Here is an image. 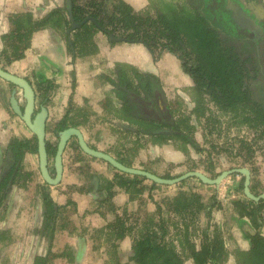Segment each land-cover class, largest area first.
Returning a JSON list of instances; mask_svg holds the SVG:
<instances>
[{
    "label": "flooded vegetation",
    "instance_id": "obj_1",
    "mask_svg": "<svg viewBox=\"0 0 264 264\" xmlns=\"http://www.w3.org/2000/svg\"><path fill=\"white\" fill-rule=\"evenodd\" d=\"M47 1L53 2L55 6L48 10V12L40 16H33V12L29 8V6L27 8H22L17 12L29 11L32 14L33 18L41 19L47 16L54 9L64 8V0H44V3L47 4ZM186 1H188L187 4H185L184 1L178 4L190 8L192 5L198 6L199 3V0ZM223 2H227V8L232 7L231 9H233L231 11L232 13L230 11L228 12L227 10L225 11L226 13L228 12L227 14L229 15V22L234 25V28L233 31L231 28L227 29V31H232L231 34H223L221 30L217 28L219 30L218 33L219 35H221L227 46L231 47L236 52H242L243 54H241V59L246 61L247 66L249 65L251 68H253V71L249 73L248 76H245V83L247 85V90H249L251 95L259 100L262 105L260 106V108H263L264 101L260 100V98H264V0H209L208 5L210 6V8L211 6H214L216 7V9H220L222 8ZM152 3L154 5V2H152V0H147V5L144 8L138 10L135 9L131 4L130 5L136 11H143L147 10L146 8L148 6L150 7ZM216 12H218V10L213 12V14L216 15ZM8 16L9 14L7 15V32L3 33L1 36L8 33L10 30ZM85 21H87L86 18L82 23H84ZM236 25L239 27H236ZM247 28L250 30H246ZM36 32H42V34L46 33L51 37V39L53 38L59 40L62 38L65 41L67 56L70 57L69 64L72 66H74L77 59L84 58L90 55H96L99 52L100 42L99 40L95 39V35L97 33H101L103 36H105L106 44L111 48L116 47L118 46V44L122 43L129 44L120 42V40H115L114 38L112 39L111 36L109 38L103 32L97 30L94 31L91 37V42V40L89 39V37L91 36L90 30L89 32H85V28H81L80 26L72 28V25H70L65 29L45 27L44 29ZM35 33H33V35ZM237 33H240V35L244 36V38H237V36L235 35ZM1 36L0 40L3 44V48L0 50V68L9 74L26 80L33 89L34 106L31 113V120L35 119L36 115L41 112L42 108L46 109L47 117L45 120V167L49 179H46L43 176L40 166V156L38 148L37 151L33 152L25 151L24 155L20 157V159L14 157L8 150L9 146L14 141L23 139H36L38 144V138L37 135L22 119V115H24L25 113L27 104V99L24 97L23 87L0 77V80L3 82L2 84H4L5 86L3 87L2 85L0 87V115L1 113L6 114L8 120L7 122L3 120L0 122V210H3V221L2 225L0 226V240L4 235L7 234L5 222L6 224H8V220H10L13 214L11 212L16 210L17 213V194L22 191L29 193L31 189L29 185L34 183L33 197L36 204L34 218L31 225V243H35L36 251H34L30 256V258L32 259L31 264H49L50 260L55 257L64 259L63 264H70L71 262H75V259H80L83 261L87 258V256H89L90 248L93 251L102 253V264H110L111 259L114 256L119 255L120 243L126 237L131 238V245L129 248L130 250L128 249V253L131 257L132 236L126 235L123 239L120 240L114 238L113 236L107 237L109 228H107L106 226L115 218V214H121V211L119 212V209L117 207H115L113 204L108 205V203L110 201H113L115 193H117L118 191L121 192V190L123 192L125 191L122 188L114 185L112 188H109L110 190L114 191V195L109 196V192L105 188H107L106 186L108 185V182L114 184L116 182V175H118L119 172L121 173L122 171L118 170L112 164L102 158L87 154L82 149L79 143V138L76 135H71L65 143L61 154V175L58 180L56 156L58 152L61 132L69 128H74L80 132L83 141L87 144V146H89V148L108 154L116 161L127 167L136 168L131 164L126 165L121 162V159H124V161L127 163L128 159L127 161L125 160V152L122 150L120 151L119 143L114 141L111 142V144H108L110 148L112 147L114 148V150L117 149V154H115L114 152L111 153L108 150L102 149L98 146V140L100 137L99 134L96 136V138L92 137L93 140H89V136L86 132L93 126V122H99L97 124L106 126L109 130L121 131L123 129H126L127 131H130L132 133L135 132V126L132 125L130 121L123 120L120 117L121 114H124L125 112L126 99L129 98L131 101H133V99L130 95V92L126 91L123 94L119 92V89L116 86L119 77L118 72L120 70L125 71L127 76H129L130 79L134 81V84L136 83V80L134 78L135 69L143 74H150L155 76L159 80L160 85L162 81L159 75L157 73L139 68L137 65L129 62L123 54L116 53L115 55L113 53L111 56V58H113V60L111 61V68L105 73H99L94 76L93 80L90 78L91 84L93 85V90L91 92H87L85 90L81 91L79 76L77 75L76 68L74 67H72L70 70H64L61 67L56 68L53 65H47L45 68L40 69L39 71L34 70L27 75H20L12 72L9 66L14 61L23 59L25 57V54L21 59H16L8 62L2 52L4 49L9 48V46L5 45V42L1 39ZM111 40L115 42L112 43ZM73 41L76 43L75 47L73 46ZM130 44L143 46L148 52L149 56L153 57V55L144 45L139 43ZM7 50V52L11 53V50ZM10 53L9 55H11ZM163 54L176 61V58L171 54ZM160 60L161 57H159L158 59H155L154 57L152 58V62L157 68H160ZM176 64L180 73H182V75L186 76L189 79L193 89V83L189 76L181 70L177 61ZM159 89L162 90L166 98H168L170 101H175L173 99L174 97H167L161 85ZM124 94L126 96L125 98ZM13 97L18 103L21 115L18 114L12 106ZM148 100L149 99H147V101ZM147 101L145 100V102H141V104H139L140 101L135 100V106H133V109L131 110L132 114L137 113L139 116L141 115L147 119V115H150L154 112L157 113L158 111H154L153 107H151L150 103H147ZM155 101H157L158 110L161 111L162 98L158 95L155 97ZM211 103L213 102L211 101ZM192 108L189 109L188 113L183 112V114H177V116L183 118L184 116L189 115ZM216 108L218 107L216 106ZM249 111V108L236 107L235 110L230 111L229 113L230 119L234 120L235 124L244 123V126L253 134V137L251 139H248L244 136L238 138L239 145L235 148V152H233L234 156L240 157L244 163L249 162L253 164V158L257 149H261V152L264 154V121L261 118L257 120V123H254L253 121L249 122L247 119H244V116L248 115ZM262 111H264V108L262 109ZM191 116V120H195V116ZM211 120L219 122L213 112L211 113ZM17 123H22L24 127L31 133V136H18L17 132L15 133L11 131L7 137L5 127H8L7 125H9L10 127L11 125L12 128V124L17 125ZM48 134L52 135V137H48ZM219 135L220 134H217V136ZM134 136L135 138H140L142 136L147 137L148 135L136 136L135 132ZM195 141L197 142L196 139ZM259 142L260 144H258ZM211 145L215 147L216 144L212 143ZM188 146L191 147L189 144L187 145V147ZM231 149L233 148L231 147ZM248 149L250 151H248ZM248 154H250L249 157ZM30 156L34 157L33 159L35 160V168L26 170L24 168V160H26V158L28 159V157ZM98 160L102 163H105L107 167H109L108 169L110 173L96 172V168H100V162ZM94 161H97L98 163L94 164ZM88 166L91 167L88 169ZM92 168L93 170H91ZM243 168L246 167H231L220 172L216 176V178L225 171L228 172L232 170H240ZM246 169L249 171V192L252 195H254L255 193L258 194V196L254 195L255 197H258V199L254 200L249 198L244 191V186L242 189L239 188L242 178H244L243 182L245 184V175L243 174V172H231L226 176L232 175L233 178L239 177V183L234 186L236 187L235 192H241L242 196L244 197L239 198L238 196H234V198H232L234 200L231 201L233 205H235L234 202L236 201H241L246 204L251 200L259 202V200L263 199L264 201V193H257L255 191L256 185L254 184L252 169ZM68 170L71 171L72 176L67 175ZM141 170L150 172L146 169ZM189 171L196 170H188L185 173ZM150 173L162 178L161 175H157L154 172ZM185 173L176 175L177 177L175 178H178ZM88 174L91 175L88 177ZM190 178L196 179L198 181L197 177H187L176 183L179 184L182 181ZM210 179H215V177ZM233 180L232 182H234ZM144 183L145 185H149L145 181ZM204 186H215V189H218V187H220L219 184L207 183H205ZM228 187L231 188L229 185ZM250 187H252V191ZM152 190H149V192L151 193ZM172 195L170 194L166 196ZM214 195L216 196V202L217 200H220L218 198L217 191ZM76 196H84L85 198H88L89 200H91V202L96 204V207L94 209L92 208L82 210V214H79L80 204L77 203L78 199ZM144 196L146 197L145 194ZM164 197H162L161 200ZM47 198H49L55 204V206L52 207L53 213H51L48 209ZM153 200L159 202L161 201L155 199ZM133 201L134 200H129L127 205L130 206V203H132ZM263 208L264 206L262 207V209ZM247 209L249 210L250 208H248L247 206ZM262 209L259 211L260 218L258 219L264 221V214L262 212ZM133 211H135V209H133ZM108 213H111V219L109 218ZM97 214L101 217V222H98L97 220L92 221V218L89 217L93 215L95 216ZM83 215H86L89 218L86 220L85 226H82L80 228L79 226H81V224H79V222L82 223V221L81 219L80 221H78L77 216L82 217ZM8 216L9 218L7 219ZM257 223L258 225H260L259 223L261 222H258L257 220ZM128 224L130 223L128 222ZM259 227L260 226H258L257 231L264 236V233L259 230ZM253 229V226L246 228L244 227V230L246 231H251ZM243 233L245 235V231H243ZM107 238H110V240L107 241ZM56 239L58 240L57 245L55 241ZM93 239L96 242L90 245L91 240L93 242ZM44 241L47 242V250L44 254H41V252H39V246ZM245 242V244L247 245L246 237ZM112 243L116 244V248L114 247L115 249L111 247ZM190 262L194 264L191 258Z\"/></svg>",
    "mask_w": 264,
    "mask_h": 264
},
{
    "label": "trees",
    "instance_id": "obj_2",
    "mask_svg": "<svg viewBox=\"0 0 264 264\" xmlns=\"http://www.w3.org/2000/svg\"><path fill=\"white\" fill-rule=\"evenodd\" d=\"M152 2L154 5L152 3L149 9L153 12L148 9L136 11L125 0H71L73 19L76 23H81L80 27L85 28V32L90 30V40L94 31L97 30L120 42L142 44L155 59L163 53H169L176 58L181 70L193 83L194 106L189 115L181 118L173 110L177 101H170L165 97L159 89V80L155 76L143 74L135 69L136 83L134 84L126 72L120 70L116 86L121 94L130 92L133 99V101L126 99L125 112L120 117L135 126L136 136L148 135L153 143H178L179 141L182 144V146L179 144V147L183 151H187L188 144L198 151V143L192 134L191 115H194L195 119L203 117L206 123L211 121V110L208 107L211 101L223 111H233L236 107L249 108V114L244 116V119L254 123L261 118L264 121V111H262L264 107L260 108L261 103L251 95L245 83V76H248L253 68L247 66L246 61L241 59L243 53L236 52L227 46L218 33L217 28L223 34H231L233 31L234 25L229 22L227 14L233 10L232 7L228 9L227 2H223L220 9L214 6L210 8L209 0H199L198 6L192 5L190 8L178 4L180 2L175 0H152ZM217 10L218 12L214 15L213 12ZM225 10L228 12L226 13ZM85 18L87 21L82 23ZM8 20L10 30L1 36L5 45L9 46L7 49L11 50V53L7 52V49L2 52L8 62L24 56L31 45L32 35L36 31L45 27L65 29L71 25L67 0H64L63 9H54L44 18L35 19L27 11L13 12L9 14ZM236 27L239 26L236 25ZM228 28L232 31H227ZM235 35L237 38H244L240 33ZM111 42L115 41L111 40ZM74 43L73 41L75 47L76 43ZM158 95L162 98L161 111L158 110L157 101H155ZM135 100L140 101L139 104L146 100L153 110L158 112L153 111L154 113L147 115V119L137 113L132 114ZM260 100L264 101V98ZM37 148L36 139H23L12 142L8 150L14 157L20 159L25 151L33 152L37 151ZM121 162L130 165L124 159H121ZM90 175L88 174V177ZM161 177L171 179L177 176ZM146 180L148 187L144 183ZM243 181L244 178L240 181V189L244 186ZM185 182L186 180L178 185L181 186ZM198 182L201 185L205 184L199 178ZM114 185L127 193L131 192L129 198L137 200L138 204L146 205L153 202L155 207L152 214L143 211V218L137 217L133 224H128L131 214L124 210L122 214H115V218L106 226L109 228L107 237L113 236L120 240L126 235L132 236L131 260L134 264H183L186 256L190 257L194 264H223L219 257L222 256L223 260L227 259L229 252L217 227L213 228L211 235L208 233L212 209L216 203L214 194L210 197L211 204L207 206L199 192L183 188H179L172 196L164 197L160 202L154 201L151 195H148L146 197L148 201H145L144 193L147 189L166 188L168 185L142 175L125 172H119L116 175L114 184L108 182L105 189L109 192V196L114 195V191L109 189ZM250 189L252 191V187ZM254 195L258 196L256 193ZM47 201L48 209L53 213L52 207L55 204L49 198ZM234 203L241 208L242 216L247 215L250 218L254 228L251 231L244 230L248 246L235 247L233 251L235 263L264 264V236L257 231L259 211L264 206V201L261 199L259 202L248 201L247 204L241 201ZM250 205L254 206L252 210L247 209ZM140 210L138 206L132 214L137 215ZM202 211L205 212L208 223L203 239L196 243L188 237L191 231L196 229L194 225ZM169 227L177 229L183 235L184 238L179 237L177 244L180 248H177L174 241L166 238L170 232ZM109 240L110 238H107V241ZM111 247L116 248V244L112 243Z\"/></svg>",
    "mask_w": 264,
    "mask_h": 264
},
{
    "label": "rangeland",
    "instance_id": "obj_3",
    "mask_svg": "<svg viewBox=\"0 0 264 264\" xmlns=\"http://www.w3.org/2000/svg\"><path fill=\"white\" fill-rule=\"evenodd\" d=\"M175 1H179L180 3L184 1L185 4L188 3V1L186 0ZM149 8L150 7L148 6L146 9L150 10ZM160 57V68H157L153 64V57L151 56L147 58L146 63L145 61H143V56H136V63H134L132 58H130L128 61L146 71L157 73L162 81L160 85L162 86V89L166 93L167 97H174L173 99L177 101L176 104L173 106V110L174 112H176V115L183 114V112L188 113L189 109H191L194 104L195 98V93L192 89V84L186 76L180 73L178 66L175 64L173 59L164 54H162ZM208 107L211 110V113H214L216 119L219 120V122L211 120L206 123L203 117H197L195 120H191L193 125L192 134L199 144L198 151L195 148L189 146L187 147V151H183L182 148L179 147V141L178 143H153L152 139L149 136L135 138V132L132 133L123 128H121L123 129L121 131H114L109 129H106L104 131L101 130V128L94 130L95 127H98L97 125L99 124L97 123L99 122H93V126L88 129L86 133L89 136V140H93L92 137L96 138V136L99 134L100 137L98 140V146L102 149L108 150L111 153L114 152L115 154H117V149L114 150V148H110L108 144H111V142L116 141L120 144V151L122 150L125 152L126 160L128 159V162L133 167L146 169L161 176H175L185 173L188 170H196L202 172L209 178H216V176L220 172H222L223 170H227L231 167L243 166L248 169H252L254 176V184L256 185L255 191L257 193H264V154L261 152V149H257L255 151L253 164L249 162L244 163L240 157L234 156L233 153L235 152V148L239 145L238 138L244 136L248 139H251L253 137V134L244 126V123L235 124V121L230 119V111H222L216 108V106L211 102L208 104ZM7 126L8 127H5L7 137L11 131L15 133L17 132L18 136H31V133L24 127L22 123H17V125L12 124V128L11 125L10 127L9 125ZM217 134L220 135L217 136ZM48 137H52V135L48 134ZM212 143L216 144L215 147L211 145ZM258 144H260V142ZM180 146H182V144H180ZM231 147L233 149H231ZM33 158L34 157L30 156L28 157V159L26 158V160H24V168L26 170H31L32 168H35V160ZM99 162L100 168H96V172L110 173L108 169L109 167H107L105 163H102L101 161ZM96 163L98 162L94 161V164ZM90 167L91 166H88V169ZM91 170H93V168ZM67 172L68 176H72L71 171L68 170ZM232 180L234 182H232ZM238 181L239 177L233 178L232 175L225 176L219 183L220 187H218V189H215V186H204L201 185L196 179L190 178L187 179L186 182L181 186L177 185L178 183L167 184L168 186L166 188L157 187L153 189L151 193L148 191L149 189H147L144 194L146 195V197L149 194H152L153 196H151L154 197L153 199L161 200V198L166 195L174 194L179 188L192 189L199 192V194L202 196L204 204L207 206L211 204L210 197L213 196V194H215V192L217 191V195L220 200H217L215 206L213 207V211L211 213L210 226L208 227V233H210L209 235H211V233L213 232V228L215 226L217 227L224 240V245L227 251L229 252L226 260H223L222 256L219 257L222 260L221 262H223V264H236L233 251L237 245L240 247H242V245H239V242L234 239V230L235 234H237L236 238H238L240 241L245 242L246 236L242 231L240 232V229L237 226H233L230 228V224H232L233 222L234 225L235 222L237 224L241 222L242 226L245 228L252 226L250 218L247 215L242 216V214L240 213L241 208L233 205L231 202L232 200H234L232 199L234 198V196H238L239 198L243 197L241 192H235L236 187L234 186L239 183ZM145 182L148 183L147 180ZM228 185L231 188H229ZM29 186L31 188L29 193L22 191L17 194V213L16 210L11 212L13 214L10 220H8V224H6L5 222L7 234L4 235L0 240V264H31L32 259L30 258V256L34 251H36L35 243H31V225L34 218L36 204V202H34L33 197L34 183ZM146 187H148V185H146ZM122 193L123 196H121L120 191L115 193L113 201H108V205L113 204L119 209V212L121 211V214L124 210H127L128 214H131L128 218V222L130 224H133L137 217H142L143 211H146L149 214H152L154 212L155 207L152 205L153 202H150L151 206L149 205V208L148 204L141 205L138 204L137 200L133 199L134 201L130 203V206H128L127 204L129 200L132 201L129 198V195H131L132 193ZM76 197L78 199L77 203L80 204L79 214H82V210L92 208L94 209L96 207V204L91 202V200H89L88 198H85L84 196ZM146 197L145 201H148L146 200ZM138 206H140L141 209L140 213L137 215L132 214L134 213V207L136 210ZM253 207L254 206L251 205L248 206V208H250L251 210L253 209ZM262 212L264 214V208L262 209ZM213 213H215V215L219 217V220L213 217L215 216L212 215ZM2 214L3 210L1 209L0 226L2 225L3 221ZM108 215L111 219V213H108ZM8 218L9 216L7 217V219ZM77 218L78 221H80V219L82 221V223L79 222V224H81V226L79 227L81 228L82 226H85L86 220L89 217L83 215L82 217L77 216ZM258 222H261L259 223V230L264 233V221L258 219ZM207 223L208 218L205 212L202 211L199 214L198 221L194 225L196 229L191 231L192 233L189 235L188 238L196 243L200 242L204 237V231L207 227ZM169 229L170 232L168 236H166V238L174 241L177 248H180L177 244L179 237L184 238L183 235L180 231H177V229H174L172 227H169ZM55 241L57 245L58 240L56 239ZM94 242H96L94 241V239L93 242L91 240L90 245H92ZM130 245V237H126L124 240H122L119 246V255L114 256L111 259L110 264H134L128 253ZM46 250L47 242L44 241L39 246V252H41V254H44ZM89 252V256H87V258L83 260L84 263L80 259H75V262H71L70 264H102V253H99L98 251H93L91 250V248ZM63 261L64 259L60 257H55L50 260L49 264H63ZM189 262L190 257L186 256V259H184L183 264H190Z\"/></svg>",
    "mask_w": 264,
    "mask_h": 264
},
{
    "label": "crops",
    "instance_id": "obj_4",
    "mask_svg": "<svg viewBox=\"0 0 264 264\" xmlns=\"http://www.w3.org/2000/svg\"><path fill=\"white\" fill-rule=\"evenodd\" d=\"M129 4H131L135 9H141L144 8L147 5V0H125ZM48 2V1H47ZM29 8L33 12V16H40L51 8L55 6L53 2H48L47 4L44 3V1L40 0H0V36L7 32L8 29V23H7V15L11 12H17L20 11L22 8ZM46 33L42 32H36L32 39H31V46L27 49L25 52V57L19 61H14L9 68L12 72H15L16 74L20 75H27L31 72L39 71L40 69L45 68L47 65H53L56 68H63L64 70H70L72 67L76 68V73L79 76V83H80V89L81 91H87L91 92L93 90V85L91 84L90 78L93 80V77L96 76L99 73H105L108 71L112 66V60L111 58L112 54H123L124 57H128L133 59L135 62V57L143 56V61L145 63L147 62V58L149 57L148 52L145 50L143 46L136 45V44H118L116 47H109L106 44V38L101 33H97L95 35V39L99 40L100 46H99V52L96 55H90L84 58L77 59L75 61L74 66L70 65V57L67 56L65 41L61 38L59 40L57 39H51L50 36H48ZM54 36V35H53ZM3 48V44L0 40V50ZM137 54V55H136ZM172 59V58H171ZM176 64V61L173 60ZM177 65V64H176ZM89 78V79H88ZM0 80V87L4 84ZM103 115V114H99ZM8 121L7 115L4 113H1L0 115V122L1 121ZM99 127V128H98ZM98 127H95L94 130L100 129L106 130L108 129L106 126L98 125ZM121 190V196H123ZM135 205V202H134ZM150 205V203H149ZM148 205V207H149ZM151 206V205H150ZM150 208V207H149ZM135 209V207H134ZM215 215V213H213ZM218 215V213H217ZM91 217L92 221L97 220L98 222H101V217L97 215L89 216ZM215 219L219 220L218 216H213ZM232 225V226H231ZM233 226H237L240 229V232L244 231V227L242 226V223L240 222L237 224L236 222L233 225L230 224V228ZM234 239L239 242L242 247L246 246V242L240 241L237 237V234H235L234 230ZM192 264L191 262H189Z\"/></svg>",
    "mask_w": 264,
    "mask_h": 264
},
{
    "label": "water",
    "instance_id": "obj_5",
    "mask_svg": "<svg viewBox=\"0 0 264 264\" xmlns=\"http://www.w3.org/2000/svg\"><path fill=\"white\" fill-rule=\"evenodd\" d=\"M68 2V6H69V10H70V18H71V25L72 28L78 27L81 25V23H76L73 19L72 13H71V2L70 0H67ZM111 38L113 39V37L111 36ZM0 77L4 78L7 81H10L16 85H19L21 87H23L24 89V97L27 99V104H26V108H25V113L24 115H22V119L25 121V123L31 128V130L37 135L38 138V152H39V156H40V166H41V170L43 173L44 178L49 179L48 175H47V170L45 167L46 164V151H45V120L47 117V112L45 108H42L41 112L38 113L35 117L34 120H31V113L33 111V106H34V92L33 89L31 87V85L24 79L19 78L15 75L9 74L6 71L2 70L0 68ZM12 106L14 108V110L21 115V111L20 108L18 106V103L16 101V99L13 97L12 98ZM71 135H76L79 138V143L82 147V149L89 155L91 156H95V157H99L102 158L106 161H108L110 164H112L115 168H117L118 170L122 171V172H126V173H130V174H136V175H142L145 176L149 179H152L158 183H162V184H174L176 182H179L187 177H197L199 178L202 182L204 183H208V184H219V182L229 173L231 172H243V174L245 175V184H244V191L247 194V196L251 199L257 200L258 197H255L254 195H252L249 192L248 189V185H249V171L246 168L243 169H238V170H232V171H225L222 174H220L217 178L215 179H210L209 177H207L206 175H204L203 173L199 172V171H189L183 175H181L178 178L175 179H163L160 178L150 172H147L145 170H141V169H137V168H131V167H127L121 163H119L118 161H116L114 158H112L111 156H109L108 154H105L103 152L94 150L89 148V146H87V144L83 141L82 136L80 134V132L74 128H69L67 130H64L61 132L60 134V142H59V146H58V152H57V156H56V161H57V180L60 178L61 175V154L63 151V148L65 146V143L67 141V139L71 136ZM56 180V181H57Z\"/></svg>",
    "mask_w": 264,
    "mask_h": 264
}]
</instances>
